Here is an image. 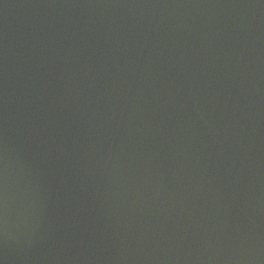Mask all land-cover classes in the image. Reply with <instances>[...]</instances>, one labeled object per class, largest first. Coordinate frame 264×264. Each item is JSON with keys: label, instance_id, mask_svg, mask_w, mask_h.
<instances>
[{"label": "water", "instance_id": "95a60500", "mask_svg": "<svg viewBox=\"0 0 264 264\" xmlns=\"http://www.w3.org/2000/svg\"><path fill=\"white\" fill-rule=\"evenodd\" d=\"M0 264H264V0H0Z\"/></svg>", "mask_w": 264, "mask_h": 264}]
</instances>
